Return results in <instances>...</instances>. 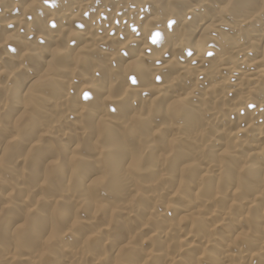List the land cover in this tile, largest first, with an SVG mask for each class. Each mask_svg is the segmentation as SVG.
<instances>
[{
  "label": "bare ground",
  "instance_id": "1",
  "mask_svg": "<svg viewBox=\"0 0 264 264\" xmlns=\"http://www.w3.org/2000/svg\"><path fill=\"white\" fill-rule=\"evenodd\" d=\"M0 264H264V0H0Z\"/></svg>",
  "mask_w": 264,
  "mask_h": 264
},
{
  "label": "snow or ice",
  "instance_id": "2",
  "mask_svg": "<svg viewBox=\"0 0 264 264\" xmlns=\"http://www.w3.org/2000/svg\"><path fill=\"white\" fill-rule=\"evenodd\" d=\"M177 23H178V21H176V20H169V21H168V26H169V27H173V26H175ZM51 27H52V28H55V27H56L55 22H52ZM159 36H160V34L157 33V34H156V37L153 39V43H156V42H157V39L159 38ZM44 43H45L44 40H40V44H44ZM191 54H192V53L190 52L189 55H191ZM123 55L126 56L127 53L125 52V53H123ZM209 55H211V53H209ZM96 75L99 76L100 73L97 72ZM162 76H163V74H156V75L154 76V80H155V82H156L157 84H159V83L162 82ZM126 79L130 80L131 84L134 85V86L137 85V84L139 83V80H138V77H137L136 74H131V75H129ZM144 95L147 96L148 93L145 92ZM84 98H85L86 100H90V99H91V94H90V93H85V94H84ZM106 107H108V110H109L110 112H112V113L115 114V113L118 111V107H119V106L106 105Z\"/></svg>",
  "mask_w": 264,
  "mask_h": 264
}]
</instances>
